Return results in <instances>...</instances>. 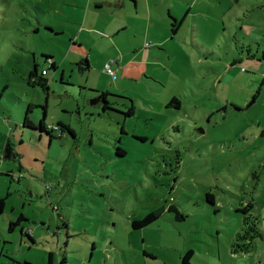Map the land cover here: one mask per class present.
<instances>
[{"label": "rangeland", "instance_id": "rangeland-1", "mask_svg": "<svg viewBox=\"0 0 264 264\" xmlns=\"http://www.w3.org/2000/svg\"><path fill=\"white\" fill-rule=\"evenodd\" d=\"M116 1L0 0V264H182L188 250L192 264H264V0H149V26L170 21L148 35L147 1L139 19ZM176 4L192 9L172 21ZM128 21L154 76L104 70ZM34 63L47 91L29 84ZM29 101L34 122L47 105L45 123L76 136L19 135ZM7 138L27 147L21 172Z\"/></svg>", "mask_w": 264, "mask_h": 264}, {"label": "crops", "instance_id": "crops-1", "mask_svg": "<svg viewBox=\"0 0 264 264\" xmlns=\"http://www.w3.org/2000/svg\"><path fill=\"white\" fill-rule=\"evenodd\" d=\"M129 1L133 2V4H131L129 2L127 3V0H117L116 3L120 7H128L129 10H133L132 11L133 13H131L129 10H125V15H132L135 19L136 18L139 19L140 10L138 9V0H129ZM146 1H147L148 6L146 7V9H144V11H145V20H147V21L144 24V26L142 27L143 28V32L146 35H148V32H150L151 30H154V29H156L158 31H160V30L166 31L167 30L168 21H170V20H167L164 17V14H163L164 11H162V10L159 11V16L160 17L157 20L159 22L158 23H154L153 27L149 26V22L151 20L156 21V18L153 15V12L151 10L149 0H146ZM182 1L184 2V0H182ZM140 2H141V0H139V3ZM98 4H100V3H98ZM96 8H99V6H96ZM174 8H175L174 11H172V7L170 8V10H168V12H170L172 14V16H171L172 21L178 20L179 16L181 15V13H185V14L189 13L190 10L192 9V7H190L189 9H185V5L183 6L182 4L181 5L176 4V6H174ZM131 19L134 20L133 18H131ZM128 22L129 23H126V24L123 25V32H125V34H124V38L122 40H123V43L127 44V45L124 46V48H123L124 50L120 51V57L122 59V62H121L120 65H118L117 59H114V61L116 63L114 65L115 68L114 67L113 68L115 70L116 67H117V69H119V71H121L122 73L123 72L124 73L125 72H131L130 74L129 73H125V75L129 74V76H134V77L136 75H142V77H146L147 78L148 76H150L148 74H151V75L155 74V72L150 71L151 65H155V60H153L152 58H149L148 60H146L145 58L142 59V57L146 54V52H147V50L149 48L143 47V45H139V41L138 40L140 39V36H139V32L140 31H138L134 35H132V34L130 35V33H129V31L131 30L130 21H128ZM136 26H137V28L139 30V26L137 24H136ZM121 31L122 30H120L119 27H117V29L115 31L111 32L110 35L111 36L116 35L117 33L121 32ZM132 33H133V31H132ZM106 34L109 36L108 33H106ZM161 43H159V44H161ZM75 44H77V43H75V41H73V45H75ZM129 44H131V46ZM51 59H52L54 65H55V67L53 69L56 70L57 69L56 62L53 59V57H51ZM150 72H152V73H150ZM37 73H38V71H37ZM115 75H116V70H115ZM113 79H117V77H115ZM42 91H44V90H42ZM98 92H109V91H97L96 90V93H98ZM31 238L33 240V237H31ZM53 262H54V258H53L52 264H53ZM2 264H12V263L9 262V263H2ZM29 264H38V263L31 262ZM43 264H45V263H43Z\"/></svg>", "mask_w": 264, "mask_h": 264}, {"label": "flooded vegetation", "instance_id": "flooded-vegetation-1", "mask_svg": "<svg viewBox=\"0 0 264 264\" xmlns=\"http://www.w3.org/2000/svg\"><path fill=\"white\" fill-rule=\"evenodd\" d=\"M48 84V81H47ZM49 88V86H48ZM110 95V94H109ZM109 95H102V92H98L94 99L91 100V103H102V107L105 104V101H107L109 103V99L108 96ZM48 97V96H47ZM46 97V99H47ZM42 103V101H29L27 103V113L23 118L22 124L20 126V128H22L21 130H19V135H23L25 132H30L33 134V136L36 137V141H42L44 139L45 144L48 142V144H50L51 139L53 138V136H57V137H61L64 134V130L66 129L72 136H76V133L74 132V130L70 127V125L68 123H62L59 122L57 124H52V125H47L45 123V117H46V108L47 105H44L43 108L45 109L42 118L39 120L38 123L34 122L31 117L28 115L29 112H31L32 108L34 106H39ZM110 103L107 105L109 106ZM106 110V109H103ZM135 112V111H134ZM133 112V114H134ZM61 127V128H60ZM17 133V132H16ZM47 135V136H45ZM23 138V137H22ZM20 138L19 142H16V145L14 146V143L12 140H10V138H7V143L5 145V149L6 151H4V155L5 153L7 155H9V157L7 159H14L16 161H18V170L19 172H21L23 170V166L21 165V160H23V156L21 155V149L27 148L25 147L24 144V140ZM38 145H40V143H37ZM118 154H123L124 152L120 149H118L117 151ZM21 174V173H20ZM21 217L19 221H21L23 218V216H19ZM18 220V219H17ZM14 221L16 222L13 226L17 225L19 223V221ZM11 223V222H10ZM12 226V228H13Z\"/></svg>", "mask_w": 264, "mask_h": 264}, {"label": "trees", "instance_id": "trees-1", "mask_svg": "<svg viewBox=\"0 0 264 264\" xmlns=\"http://www.w3.org/2000/svg\"><path fill=\"white\" fill-rule=\"evenodd\" d=\"M174 31V29L172 30ZM51 57L48 55H45V60L49 62V66L51 68H54L55 65L52 61V59H50ZM46 70L42 69L40 75L37 73V64L34 63V66L32 68V70L29 72L28 74V81L29 84L33 85V86H40L42 90L47 91L48 90V84H47V79L44 77L46 74ZM116 77V75H115ZM109 92H102V95H109ZM112 95V94H110ZM109 103L107 101H105V104L103 106V109H108L110 108V105L107 106ZM168 106H175V107H179V100L176 97H172L171 100L169 101V103L167 104ZM134 104H132L129 108V110L127 111V114H133L134 112ZM45 115V113H44ZM5 199L6 197H0V212L3 211L4 206H5ZM206 199L208 202L213 203L214 199H213V195L211 193H206ZM159 213L156 211H152L147 213L143 218L138 219V220H134L132 222V226L134 228H140V227H144L146 225H148L149 223L153 222L155 219H157ZM21 217L18 218L17 221L20 220ZM181 218H183L181 216ZM16 222H11L10 223V229L12 228V226L15 224ZM29 239L33 242L32 238L30 236H28ZM192 250H188L186 251L182 256H181V262L182 264H192L191 263V257H192ZM53 261V254L52 252L48 253V257H47V263L46 264H52ZM66 259L63 258V260L61 261V264L65 263ZM26 264H29L26 262Z\"/></svg>", "mask_w": 264, "mask_h": 264}, {"label": "built area", "instance_id": "built-area-1", "mask_svg": "<svg viewBox=\"0 0 264 264\" xmlns=\"http://www.w3.org/2000/svg\"><path fill=\"white\" fill-rule=\"evenodd\" d=\"M113 63L114 61H108L105 63L104 65V70L105 72H107L110 76H112V78H115V70L113 68Z\"/></svg>", "mask_w": 264, "mask_h": 264}, {"label": "water", "instance_id": "water-1", "mask_svg": "<svg viewBox=\"0 0 264 264\" xmlns=\"http://www.w3.org/2000/svg\"><path fill=\"white\" fill-rule=\"evenodd\" d=\"M253 101V100H252ZM251 101V102H252ZM251 102L248 104V106L251 104ZM4 151H6V149L4 150ZM9 157V155H7L6 153H5V155H4V158H8Z\"/></svg>", "mask_w": 264, "mask_h": 264}]
</instances>
